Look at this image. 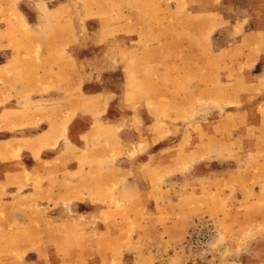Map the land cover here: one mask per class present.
<instances>
[{
    "label": "rangeland",
    "instance_id": "obj_1",
    "mask_svg": "<svg viewBox=\"0 0 264 264\" xmlns=\"http://www.w3.org/2000/svg\"><path fill=\"white\" fill-rule=\"evenodd\" d=\"M251 263L264 0H0V264Z\"/></svg>",
    "mask_w": 264,
    "mask_h": 264
},
{
    "label": "crops",
    "instance_id": "obj_2",
    "mask_svg": "<svg viewBox=\"0 0 264 264\" xmlns=\"http://www.w3.org/2000/svg\"><path fill=\"white\" fill-rule=\"evenodd\" d=\"M153 154V157L155 156L156 157V154L155 153H152ZM150 157H149V161H150ZM252 264V263H251ZM255 264H258V263H255ZM259 264H261V263H259ZM264 264V263H263Z\"/></svg>",
    "mask_w": 264,
    "mask_h": 264
}]
</instances>
